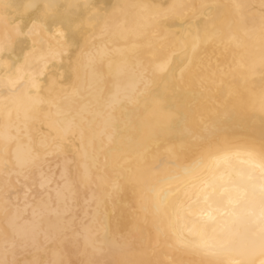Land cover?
Wrapping results in <instances>:
<instances>
[{
    "label": "bare ground",
    "instance_id": "6f19581e",
    "mask_svg": "<svg viewBox=\"0 0 264 264\" xmlns=\"http://www.w3.org/2000/svg\"><path fill=\"white\" fill-rule=\"evenodd\" d=\"M3 2L0 15L25 32L40 14L25 10L30 0ZM58 2L62 9L69 4L80 5L69 10L67 19L73 24L83 23L88 32L92 31L88 28L90 14L110 13L115 22L127 21L129 26L139 16L149 18L152 26L136 43L151 41L156 55L148 57L147 49H132L133 40L125 42L97 29L88 43L105 47L107 55L98 57L93 67H86L79 58L85 38L70 32L67 23L51 22L35 37L37 49L52 48L61 53L46 67L38 53L29 55L33 46L30 38H14L11 50L3 54L17 68L27 58L39 82L32 89L35 108L8 113L0 98V206L7 161L11 210H19V227L32 232L39 245L38 250L31 246L18 250L16 264H32L34 260L48 264L60 258L65 264H83L91 258L88 240L104 244L117 237L132 248L129 258L143 264H229L231 259L241 258L239 252L249 240L250 229L246 224L233 226L232 217L225 212L231 210L228 201L235 189L246 188L258 203L253 193L258 194L264 184V112L252 102L264 90L259 42L264 0ZM89 2L94 5L90 11L83 8ZM175 4L189 7L179 17L150 19ZM235 4L243 7L237 9ZM116 5L124 7L117 9ZM216 30L223 32L224 43L212 41L192 52L190 42L197 33ZM5 33L12 35L0 22V40ZM232 37L235 39L229 42ZM164 58L171 60L168 71L155 72V63ZM188 60L191 68L185 67ZM138 61H144L142 68ZM239 64L244 67L239 68ZM140 71L146 72L150 87L137 95L138 103H125L112 112L117 129L109 145L106 136L98 134L104 127L110 97L117 89H128ZM143 88L141 84V91ZM145 119L153 122L151 136L142 129ZM60 121L78 124L86 142L97 134L89 150L98 160L88 184L78 179L80 138L61 141ZM54 137L64 145L59 153L52 150ZM127 137L133 138L132 148L124 146ZM121 147L130 161L123 167L111 151ZM137 148L139 159L135 156ZM17 152L37 154L38 158L35 164L21 169L15 163ZM197 164L192 175H185V169ZM64 177L74 183L75 195L68 199L57 195L64 190ZM174 177L178 179L170 180ZM42 178L48 182L43 183ZM113 184L119 185V191L109 198ZM152 189L170 193L159 213ZM231 227L235 230L229 234L226 229ZM7 234L9 229L0 214V248ZM200 244L212 247L217 254H203L196 247ZM104 258L117 257L109 254Z\"/></svg>",
    "mask_w": 264,
    "mask_h": 264
},
{
    "label": "snow or ice",
    "instance_id": "6c2138e0",
    "mask_svg": "<svg viewBox=\"0 0 264 264\" xmlns=\"http://www.w3.org/2000/svg\"><path fill=\"white\" fill-rule=\"evenodd\" d=\"M3 0H0V7H4ZM78 4H69L63 7L58 2V0H30L26 4V11H38L40 14L33 22L32 26L28 28L25 32L21 29L19 24H12L9 22V18L4 15H0V22L4 23L12 32V35L5 33L3 40H0V69H3V76L0 78V98H3L2 108L5 112L10 113L13 109L20 111L21 109L27 110L28 108H35L36 101L34 100L35 93L32 89L38 87V80L32 75L30 68L31 65L28 59H25V64L20 68L15 65L10 64L9 61L4 57L6 51L11 50L14 38H30L32 39V50L29 55L38 53V58L42 65L46 67L50 60L58 58L61 54L60 51L54 50L52 48L47 49V51H42L37 49L36 36L39 35L41 31H46L49 23L63 25L67 23L69 31L80 35L85 38L86 43L79 49V58L82 64L86 67H93L97 58H103L107 55V49L105 47H99L94 44H89L90 39L95 38L96 30L103 33H110L113 37L123 40L125 42L133 40L131 45L132 49L145 48L147 49L145 55L148 57H155L156 53L154 51L155 45L151 41H146L144 44L136 43L140 41L146 32V29L152 25L148 22L149 18L144 16H139L136 21L129 26L127 21L123 23H117L112 19L110 13H104L103 16H98L90 14L88 16V28L92 31L88 32L83 23H75L67 19L70 9L80 8ZM124 6L116 5L115 8L120 9ZM132 7L139 8L141 10L147 8L146 5H133ZM185 4H175L170 5L168 10L163 13H155L151 16L152 21L158 20L160 17H179L183 14V11L188 8ZM202 8L209 7L208 5H201ZM235 8L240 9L243 6L239 4L234 5ZM85 10H91L94 8L92 3H85L83 5ZM264 8V4H262ZM229 25V29H230ZM232 37L229 42L234 40ZM212 41H219L224 43L223 32L221 30L216 31H205L203 35L197 33L190 42V47L193 53H195L202 44H207ZM19 42H22L20 40ZM259 42H260V64L261 68L264 69V13L261 15V23L259 28ZM71 46V45H68ZM239 46V45H238ZM63 48L64 45H61ZM118 51H123L118 49ZM175 55V53H172ZM144 61H138V67H143ZM171 63L170 58H164L159 62L155 63V72L164 73L169 69ZM191 60H188L185 67L191 68ZM239 68H243V64L238 65ZM144 88L141 91L140 85ZM151 80L146 78V72L140 71L135 79V81L130 85V87L124 91L117 89V91L111 95L110 103L108 104L109 111L104 115V127L103 130L98 134L100 136H106L107 142L111 145L115 139L113 133L117 129L116 118L112 115V112L117 108L127 104L138 103L136 97L137 95H143L150 87ZM252 102L259 106L261 112H264V90H261L258 96L252 98ZM147 113H145V116ZM58 132L62 133L60 140H66L69 137L79 136L81 141V159L79 163V182L82 184H88L92 180V170L96 166L98 156L94 151H90L94 140L97 138V134L89 138L85 137L84 130L76 124L74 121H60L58 122ZM142 129L144 132L151 136L153 130V122L144 120L142 124ZM111 130V132L109 131ZM191 136L192 134L189 133ZM194 140H200L201 137H193ZM54 143L52 144V150L59 153L63 151V143L55 142L56 138H53ZM134 141L132 137H127L125 139V147L132 148ZM46 148L47 144L44 145ZM5 147V151H6ZM111 151L117 154V162L123 167L124 164L130 163L128 156L124 155V147L118 149H112ZM135 156L137 159L141 156L138 148L135 150ZM38 158L37 154L28 153L21 154L17 152L15 154V163L21 169L35 164ZM4 195L2 197V206H0V214L3 215L9 233L5 235L3 240V247L0 248V264H16L15 256L18 250H25L31 246L32 248L39 249L37 244L36 236L26 230L19 227V210L13 212L11 201L8 198V187L10 185V175L11 172L7 168V161L4 162ZM199 165H194L191 169H185V175H192ZM262 174H264V166L261 167ZM64 190L63 192H58V198L68 199L75 195L74 183L67 177L63 178ZM178 179L176 177L170 178ZM43 183H47V179L42 178ZM119 191V185H112V192L108 193V197L111 198L113 193ZM152 195L156 201L155 210L157 213L160 211V206L165 204L168 200L170 193L167 191L152 189ZM253 196H258V203L255 199L250 198L249 192L246 188L235 189V195L229 197L230 211H226L225 215H230L232 217V225L246 224L250 229V236L247 244L244 246L243 251L239 252V257L234 258L229 261V264H264V184L260 186L259 193H253ZM205 200L208 199L207 194H205ZM147 211V209H145ZM209 219H212L211 214H209ZM235 228L231 227L226 229L229 234L234 232ZM157 231H161L159 228ZM88 247L91 248V258L84 261L83 264H143L141 261H136L130 259L132 253V248L126 243L122 242L119 237L107 241L104 244H97L93 240H88ZM197 249L202 250L203 254L209 256H215L217 253L212 247L206 244H200L196 246ZM112 254L117 257L114 259H105L107 255ZM11 257V259L9 258ZM32 264H41L39 260H34ZM48 264H65L62 258L55 261H49Z\"/></svg>",
    "mask_w": 264,
    "mask_h": 264
}]
</instances>
